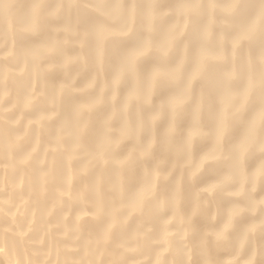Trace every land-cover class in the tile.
<instances>
[{"label":"bare ground","instance_id":"6f19581e","mask_svg":"<svg viewBox=\"0 0 264 264\" xmlns=\"http://www.w3.org/2000/svg\"><path fill=\"white\" fill-rule=\"evenodd\" d=\"M263 145L264 0H0V264H264Z\"/></svg>","mask_w":264,"mask_h":264},{"label":"rangeland","instance_id":"374dc122","mask_svg":"<svg viewBox=\"0 0 264 264\" xmlns=\"http://www.w3.org/2000/svg\"><path fill=\"white\" fill-rule=\"evenodd\" d=\"M261 152L264 153V145L261 147ZM210 162L209 160H207L206 163ZM212 171V170H210ZM211 175H214V173L210 172ZM229 183L232 186H235L236 184H239V187L237 189V191L233 192L231 194V197L235 200H237V202L240 204L238 209H235L233 212H231L230 216H231V222L229 224H224L223 227L221 228H225L227 233L229 234V236L225 239H223V245L224 246H229L231 248L234 247L235 245V236L238 233L237 228H235V224L233 223V221H238L240 220L245 211L246 208L245 206H249V200L247 197V193L251 190V187L249 185L250 183V178L248 175L245 176H232L227 178ZM257 203V207H264V197L263 196H259V198L256 200ZM259 214V210L258 208H254L250 211L249 215L251 218L256 219L258 217ZM261 225L260 222L255 223L253 225L248 226L247 228H250V230H256V229H260ZM232 259L237 260V259H241L243 258V252L242 251H238V250H233L232 251ZM243 259H245L249 264H254L256 262V260L258 259V254L255 251H250L248 253L247 258L244 257Z\"/></svg>","mask_w":264,"mask_h":264}]
</instances>
